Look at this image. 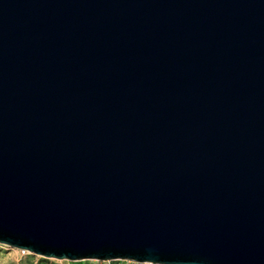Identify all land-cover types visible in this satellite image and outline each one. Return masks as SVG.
<instances>
[{
    "label": "water",
    "instance_id": "obj_1",
    "mask_svg": "<svg viewBox=\"0 0 264 264\" xmlns=\"http://www.w3.org/2000/svg\"><path fill=\"white\" fill-rule=\"evenodd\" d=\"M0 245L264 264V0H0Z\"/></svg>",
    "mask_w": 264,
    "mask_h": 264
},
{
    "label": "rangeland",
    "instance_id": "obj_2",
    "mask_svg": "<svg viewBox=\"0 0 264 264\" xmlns=\"http://www.w3.org/2000/svg\"><path fill=\"white\" fill-rule=\"evenodd\" d=\"M43 260L49 259H45L28 252L23 253L20 250L0 245V264H46ZM49 262L53 264H137L130 261L99 262L94 260L77 262L49 260Z\"/></svg>",
    "mask_w": 264,
    "mask_h": 264
},
{
    "label": "trees",
    "instance_id": "obj_3",
    "mask_svg": "<svg viewBox=\"0 0 264 264\" xmlns=\"http://www.w3.org/2000/svg\"><path fill=\"white\" fill-rule=\"evenodd\" d=\"M43 262H45L46 264H53V263L49 262V260H43Z\"/></svg>",
    "mask_w": 264,
    "mask_h": 264
},
{
    "label": "built area",
    "instance_id": "obj_4",
    "mask_svg": "<svg viewBox=\"0 0 264 264\" xmlns=\"http://www.w3.org/2000/svg\"><path fill=\"white\" fill-rule=\"evenodd\" d=\"M21 252L26 253L25 251H21Z\"/></svg>",
    "mask_w": 264,
    "mask_h": 264
}]
</instances>
